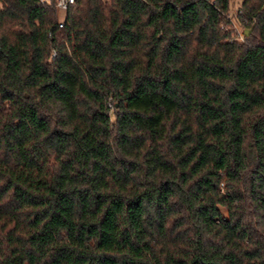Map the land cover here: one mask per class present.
<instances>
[{"label": "trees", "instance_id": "obj_1", "mask_svg": "<svg viewBox=\"0 0 264 264\" xmlns=\"http://www.w3.org/2000/svg\"><path fill=\"white\" fill-rule=\"evenodd\" d=\"M229 4L0 0V264H264V0Z\"/></svg>", "mask_w": 264, "mask_h": 264}, {"label": "rangeland", "instance_id": "obj_2", "mask_svg": "<svg viewBox=\"0 0 264 264\" xmlns=\"http://www.w3.org/2000/svg\"><path fill=\"white\" fill-rule=\"evenodd\" d=\"M241 0H230V4H229V12L228 15L229 16H233L234 13L237 12V9L240 5ZM58 14L62 17L63 13L61 11H58ZM233 18V17H232ZM233 29H234V37L236 38L237 41L241 42V40L243 39V33L245 31V29L248 28H244L243 26H239L238 24L234 23L233 25Z\"/></svg>", "mask_w": 264, "mask_h": 264}, {"label": "built area", "instance_id": "obj_3", "mask_svg": "<svg viewBox=\"0 0 264 264\" xmlns=\"http://www.w3.org/2000/svg\"><path fill=\"white\" fill-rule=\"evenodd\" d=\"M41 2L48 5L53 4L57 11H61L63 14L74 4L75 0H41ZM64 21L63 18L59 21L58 26L61 27Z\"/></svg>", "mask_w": 264, "mask_h": 264}, {"label": "water", "instance_id": "obj_4", "mask_svg": "<svg viewBox=\"0 0 264 264\" xmlns=\"http://www.w3.org/2000/svg\"><path fill=\"white\" fill-rule=\"evenodd\" d=\"M250 31H251L250 29H245L244 34L247 36L249 35Z\"/></svg>", "mask_w": 264, "mask_h": 264}]
</instances>
